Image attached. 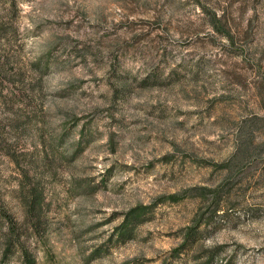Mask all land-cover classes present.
I'll return each mask as SVG.
<instances>
[{"label":"rangeland","instance_id":"rangeland-1","mask_svg":"<svg viewBox=\"0 0 264 264\" xmlns=\"http://www.w3.org/2000/svg\"><path fill=\"white\" fill-rule=\"evenodd\" d=\"M0 264H264V0H0Z\"/></svg>","mask_w":264,"mask_h":264},{"label":"trees","instance_id":"trees-1","mask_svg":"<svg viewBox=\"0 0 264 264\" xmlns=\"http://www.w3.org/2000/svg\"><path fill=\"white\" fill-rule=\"evenodd\" d=\"M148 206H140V207H135L125 214V218L123 223L118 227L119 235L120 237H123L127 235V233H131V230L134 225H136L138 222H142L144 219V216L147 214L148 211ZM198 223L195 224L194 226H191L189 229L188 237L190 238V235H196L199 231V226ZM181 247L178 248L177 251H180Z\"/></svg>","mask_w":264,"mask_h":264}]
</instances>
